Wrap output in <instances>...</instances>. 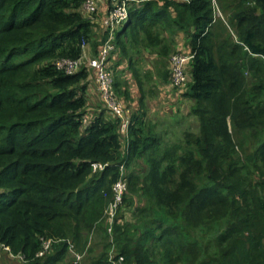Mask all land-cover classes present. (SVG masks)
Masks as SVG:
<instances>
[{
    "label": "trees",
    "instance_id": "1",
    "mask_svg": "<svg viewBox=\"0 0 264 264\" xmlns=\"http://www.w3.org/2000/svg\"><path fill=\"white\" fill-rule=\"evenodd\" d=\"M87 1L0 0V242L24 264H264V0H218L223 19L211 0H128L108 60L124 102L127 65L141 90L128 137L98 88L90 104L94 68L62 64L108 37L115 0L103 14ZM181 32L198 131L163 147L144 81H169ZM146 52L155 60L142 73ZM122 164L128 187L110 232Z\"/></svg>",
    "mask_w": 264,
    "mask_h": 264
},
{
    "label": "built area",
    "instance_id": "2",
    "mask_svg": "<svg viewBox=\"0 0 264 264\" xmlns=\"http://www.w3.org/2000/svg\"><path fill=\"white\" fill-rule=\"evenodd\" d=\"M95 1L88 0L86 3V9L91 13L96 10ZM211 1L215 6L217 0H211ZM214 9L217 10V8L215 7ZM129 18H130V10L128 7V0H115L112 11L104 20V23L109 28V34L106 41L100 48L97 56L87 59L84 55L82 58H79L75 61L68 60L62 62L63 65H66L67 71L69 73H73L79 70L81 64L86 61L92 66V68H94L96 73V82L98 84V89L102 95V98L107 108L109 109L110 113L113 115V117L121 121V131L127 137L129 136L130 133L132 118L127 105L123 102V100L116 92L115 77L109 67L108 60L111 53L116 49L115 34L117 28L124 25L129 20ZM191 57H192L191 54H183V53H175L174 55H172L171 64L174 71L173 81L175 85L177 84L184 86V84L187 83L185 82V65L187 64V62L190 60ZM183 81L185 83H183ZM85 122H86V118H85ZM103 167H104L103 164H94L93 168L94 170H97ZM125 171H126V167L124 166V164H122L120 166L119 179L114 184L115 197L113 202L109 206V210H111V215L109 217L111 225L114 222L115 212L118 208V204L122 203L124 194L127 191L128 182L125 175ZM52 242H53L52 239L44 240L43 247L38 252V255L39 256L44 255L50 249ZM0 250L7 252L12 257H17L13 255V253L11 252V248L8 245L1 242H0ZM18 257L22 261H24L23 256L19 255ZM78 259H80V256H78ZM113 264H116V262H113Z\"/></svg>",
    "mask_w": 264,
    "mask_h": 264
},
{
    "label": "rangeland",
    "instance_id": "3",
    "mask_svg": "<svg viewBox=\"0 0 264 264\" xmlns=\"http://www.w3.org/2000/svg\"><path fill=\"white\" fill-rule=\"evenodd\" d=\"M95 4H96L95 6L96 9L97 7L99 8V3L95 1ZM214 7L217 8V10H215L216 17H219L222 19L226 18L222 12V8L218 0ZM182 34L184 33L181 32L177 36V39L175 41V46H176L175 53L189 54V49H187V47L184 45V40H180V42L178 43V38L181 39L183 36ZM151 60H152L151 54L146 52L145 55L143 56V60L141 61L142 73L145 72V70L153 69V65L150 62ZM187 66L188 65L186 64L185 65V82L187 83L183 81V83H185L184 86L177 85V84H176L177 86L175 85L173 81L174 71L172 68V64H170L168 67L169 69L168 70L169 71L168 83L163 84V81H162L163 79H161L160 76L156 75V73H154L153 78L151 79L150 82H147V80L144 81L146 82L145 89L146 90L148 89L147 92L149 91V89H151V87L155 88L154 90L156 91L154 94L147 93V96H146V102H147V106L149 110L148 121L150 122V125L156 130V132H158L157 134L161 138L159 145H162L163 147H175V145H180L183 141V136L186 133L185 131H193V130L195 132L198 131V122L196 118L191 114L192 101L190 98L184 95V93L186 92L184 91V89L186 88L187 84L190 81ZM126 71L127 73H130L129 69ZM153 80L156 83V86H153V82H152ZM135 84H136L135 85L136 90L141 92L137 82H135ZM168 84L172 87V92H170V94L163 91L167 89L166 87H168ZM131 87H133V84L129 83V89L132 91ZM130 106L131 104H129V107ZM107 114L113 116L110 113V111H108ZM139 161L141 164L143 165L145 164V161L143 159H140ZM120 205H122V203L118 204V208L115 212L114 219L119 215ZM110 215H111V210H109L108 208L106 212V216L109 221V231L112 232V229L110 228H112L113 224L111 225L110 223V220H109ZM129 215L130 213L128 214V216ZM90 242H89V245L92 244ZM70 249L76 255L75 256L76 261L82 260L87 254L86 250L84 252L77 251L74 243L70 244ZM1 253L5 254L4 251ZM8 255L9 257H12L10 254ZM78 256H80V259H78ZM7 257H8L7 255L6 256L3 255L0 261H5L7 264H21V263L24 264V261H19L15 259L16 257H12L13 260Z\"/></svg>",
    "mask_w": 264,
    "mask_h": 264
},
{
    "label": "crops",
    "instance_id": "4",
    "mask_svg": "<svg viewBox=\"0 0 264 264\" xmlns=\"http://www.w3.org/2000/svg\"><path fill=\"white\" fill-rule=\"evenodd\" d=\"M96 2L99 3L100 12H102L101 14H103V8H105L104 6L106 4V0H96ZM182 35L184 37L182 36L181 39L178 38V43L180 42V40H184V45H185L186 44V42H185V35L184 34H182ZM99 50H100V46H98L97 48H94V47H89V45H86L85 46V49H84V55H85V57L87 59L88 58H92V57L97 56V54L99 53ZM154 60H155V58H154V56H152V60L150 62H153ZM122 65H126V63H122ZM126 70H128V65L126 66V68L123 71L124 72V76H127L128 80L130 81V84H133V87H134V88L131 87L132 88V91H131L132 101L130 103L127 102V101L125 102V104L127 105L128 109H129V112L131 114V118H132V112L133 111L135 112L136 110H138L140 108V98H141V95H140L139 91L136 90L135 80L133 79V76H132L131 72L130 73H127ZM162 81H163V84L164 83H168V81H165V80H162ZM97 88L98 87H97L96 82L93 81L92 84L90 85L89 95H88L89 96V100H90V104L93 105V106H96V105H100L101 104L100 99H99L100 97L98 95V89ZM166 88L167 89H165L163 91H165L166 93H169L170 94V92H172V87L168 84V87H166ZM129 104H131L132 107L131 106L129 107ZM146 108H147L146 114H147V118H148L149 117V110H148L147 102H146Z\"/></svg>",
    "mask_w": 264,
    "mask_h": 264
}]
</instances>
